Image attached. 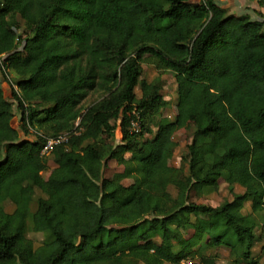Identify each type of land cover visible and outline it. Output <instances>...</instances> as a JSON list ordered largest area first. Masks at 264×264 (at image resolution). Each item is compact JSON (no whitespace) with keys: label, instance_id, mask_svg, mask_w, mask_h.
<instances>
[{"label":"trees","instance_id":"1","mask_svg":"<svg viewBox=\"0 0 264 264\" xmlns=\"http://www.w3.org/2000/svg\"><path fill=\"white\" fill-rule=\"evenodd\" d=\"M260 15H228L215 0H0V72L20 113L16 128L0 76V264H217L206 254L219 248L230 264H263L254 257L264 211ZM145 61L160 73L152 82ZM163 73L175 79L178 114L154 133L149 123L169 105ZM93 94L101 99L85 106ZM184 120L194 131L169 177L177 194L157 192ZM48 157L68 165L62 193L43 177ZM110 161L139 184L106 180ZM220 182L244 193L218 207L193 201Z\"/></svg>","mask_w":264,"mask_h":264},{"label":"rangeland","instance_id":"2","mask_svg":"<svg viewBox=\"0 0 264 264\" xmlns=\"http://www.w3.org/2000/svg\"><path fill=\"white\" fill-rule=\"evenodd\" d=\"M224 9L226 10L228 15H241L247 14L250 15L253 19H261V13H259L256 8L259 9L260 3L257 1L252 0H224L222 2ZM262 6V5H260ZM264 7V6H263ZM264 9V8H263ZM264 18V16H263ZM144 74L142 79L147 80L148 82H152L157 79L160 73L157 72L154 65L145 61L143 64ZM1 74V72H0ZM2 78V87L5 93V96L8 100H11L14 103V110H15V118L12 121L14 127H18L19 120H20V113L17 109V104L12 99V95L10 92V85L9 81L5 80L3 75H0ZM162 80L164 81V87L162 90V95L165 100L169 102L167 108L161 110V112L156 115L152 121L149 123V126L153 130L154 133L158 131V129L172 121H174L175 116L178 114L176 104H177V85L175 83V79L171 73H163L161 74ZM136 94L138 98H141V91L138 87L136 89ZM100 94H93L91 97L86 101L85 106H90L96 102H98L100 98ZM140 129H141V121H140ZM193 125L187 121H183V129L177 132L174 137L175 142H177V148L168 158L165 159V165L169 169V172L165 178L163 184H160L156 187L157 192H162L167 190L173 196H176L177 191L176 189L169 184V177L173 173L174 170L182 167L184 165L182 159L187 154L188 145L192 142L193 139ZM148 138H151V135H147ZM121 140V133L119 130L116 132V141ZM45 170L43 172V177L45 180L49 181L52 187L59 193L63 192V187L61 183V179L64 173L67 170V164H56L53 158L48 157L45 161ZM187 168V165H186ZM104 178L112 183L115 184H122L125 186L131 184H139L140 180L138 177L133 176L131 178L126 177L124 173V168L119 166L115 161H110L108 166L104 171ZM244 193V189L240 186H236L233 193L229 191L227 185L224 182H220L219 189L210 194L202 197L201 199L197 200V197L193 195V201H198L199 203L209 205L211 207H218L224 201H232L234 197L238 194ZM40 194V192H38ZM8 211L12 210V207L9 206ZM250 205L247 206L244 211L243 215L248 216L250 213ZM254 220L258 225L256 229V235L259 237V242L257 243L256 247L254 248V257L258 259L260 257L261 262L264 264V211L258 214H255ZM30 238L34 241L35 245L38 247L41 245L42 241L44 240V236L42 234H31ZM160 242V240H157ZM206 255H217L218 261L217 264H230L232 258L230 257L229 250L226 248H219L209 250ZM141 264H148L146 260H141Z\"/></svg>","mask_w":264,"mask_h":264},{"label":"built area","instance_id":"3","mask_svg":"<svg viewBox=\"0 0 264 264\" xmlns=\"http://www.w3.org/2000/svg\"><path fill=\"white\" fill-rule=\"evenodd\" d=\"M134 118H132L131 122H130V130L132 132H139L140 131V117L138 116V114L136 113V110H134L132 112ZM79 124L80 122H78L76 124V127H75V130H74V134H78V131H76L77 128H79ZM72 137V133H64V134H61V135H58L54 138H51L49 139L43 150H42V154L43 155H50V153L53 151V149L56 147V146H60V145H66L68 144L70 138ZM179 264H196L190 260H184L182 262H180Z\"/></svg>","mask_w":264,"mask_h":264},{"label":"crops","instance_id":"4","mask_svg":"<svg viewBox=\"0 0 264 264\" xmlns=\"http://www.w3.org/2000/svg\"><path fill=\"white\" fill-rule=\"evenodd\" d=\"M216 1V3L218 4V5H220L221 7H223V1L224 0H215ZM224 8V7H223ZM264 7H260L259 6V9L258 8H256V10H258L259 11V13H261L263 16H264V9H263ZM248 14V13H247ZM236 15V14H235ZM241 15H243V14H241ZM258 258H260V257H258Z\"/></svg>","mask_w":264,"mask_h":264}]
</instances>
